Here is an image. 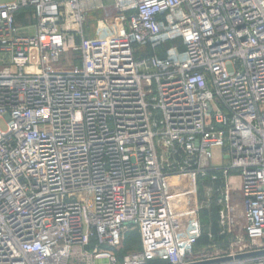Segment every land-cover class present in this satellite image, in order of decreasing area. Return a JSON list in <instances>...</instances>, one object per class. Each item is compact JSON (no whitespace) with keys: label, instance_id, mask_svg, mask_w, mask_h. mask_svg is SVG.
Here are the masks:
<instances>
[{"label":"built area","instance_id":"obj_1","mask_svg":"<svg viewBox=\"0 0 264 264\" xmlns=\"http://www.w3.org/2000/svg\"><path fill=\"white\" fill-rule=\"evenodd\" d=\"M1 119L0 264H264V0L0 4ZM170 162L222 180L227 233L241 200L240 238L178 231Z\"/></svg>","mask_w":264,"mask_h":264},{"label":"crops","instance_id":"obj_2","mask_svg":"<svg viewBox=\"0 0 264 264\" xmlns=\"http://www.w3.org/2000/svg\"><path fill=\"white\" fill-rule=\"evenodd\" d=\"M219 157L217 156L216 159ZM220 161V160H218ZM162 162V158H161ZM226 160H222L220 163L218 162L217 165L225 166L227 165ZM172 165V168L176 169V173L173 175L171 174H165L164 179V193L167 200V204L169 207L170 214L174 220L178 222V231H182L183 226L181 224V221L188 220L189 217L194 214L195 218L197 220V224L199 226V236L201 235V224L199 223V211L202 208V198L200 195V183L202 179L206 181V188L203 190L206 191V195H209L208 193L211 192L210 195H212V199H208V203H213L216 197L213 198L214 193L216 194L217 189L219 187H215L214 183L210 180L211 174H207L205 177H203L198 172H179L177 165H175L173 162H170ZM178 170V171H177ZM235 197H237L235 195ZM206 203L203 209H206L207 211L210 210L212 207L211 205ZM235 206L232 204V214L235 213ZM241 207V206H240ZM219 209V208H218ZM242 210V208H241ZM218 211V210H217ZM243 211V210H242ZM218 212H216L217 214ZM180 222V223H179ZM218 225V222H217ZM218 234H219V228H218ZM209 238L212 239V236L209 235ZM206 247H198L197 250L205 249Z\"/></svg>","mask_w":264,"mask_h":264},{"label":"rangeland","instance_id":"obj_3","mask_svg":"<svg viewBox=\"0 0 264 264\" xmlns=\"http://www.w3.org/2000/svg\"><path fill=\"white\" fill-rule=\"evenodd\" d=\"M12 1L13 0H0V4L9 3ZM100 17H101L100 13L96 12L94 14V17L91 18L92 24H90V27H88L86 30V33L88 36H93L95 34V32H94L95 31L94 30L95 22ZM27 23H31L29 19L28 20L25 19L24 21H18L17 25H18V27L21 28V27H24V25ZM0 129L3 131L6 130V124H5L3 119L0 120ZM212 153H213L214 159L219 154L218 150H213ZM162 164H163V162H162ZM163 166H164L163 171H162L163 174H168V175L172 174L173 175L174 173H176L175 168H167L166 165H163ZM221 181L222 180L218 181L217 183H214V186L219 187ZM204 188H206V181L204 179H202V181L200 183V195H201L202 201H203V199H204V201L202 202V208L199 211V220H198L199 223L201 224L200 225L201 226V235L204 233H208L209 228L211 226V218L204 215L203 210H206V209H203V207L205 206L206 203H208L207 202L208 199H212V195H210L211 192L208 193L209 195H206L207 192L203 190ZM214 197H216L215 193L213 195V198ZM213 201H214L213 203L210 202L208 204H209V206L211 205L212 207H214L216 212H217V210L219 208L218 203H217V199L215 198V200H213ZM232 204L236 205L235 206V213H234L235 228H234L233 232L227 233V231L224 230L218 223L217 226L219 228V236H221V239H219L218 242L215 239H210L212 242H210V244L206 248L215 247V248L224 249V248H227L231 242L236 241V236L240 238L239 233H241V228L244 224L243 217H242V210H241V208H242L241 200L238 197H233ZM216 221L218 222V215H216ZM136 250H138V243L136 241V236L131 230H128L124 236V240L122 242L121 247L118 250L117 255L121 257L125 253L133 252ZM69 264H73V263L70 261Z\"/></svg>","mask_w":264,"mask_h":264},{"label":"trees","instance_id":"obj_4","mask_svg":"<svg viewBox=\"0 0 264 264\" xmlns=\"http://www.w3.org/2000/svg\"><path fill=\"white\" fill-rule=\"evenodd\" d=\"M150 54H151V51H149V50H147L145 52V55H150ZM203 213L205 216H208L211 218V226L209 228L208 233H204L198 237V239L196 240V243H195V249H197L198 247H207L210 244V242H212L209 238V235H211L212 239H215L217 242L219 239H221V236H219V234H218V226H217V221H216V215L217 214H216L215 208L211 207L209 211L203 210ZM132 232L135 234L136 241L138 243L137 232L136 231H132ZM153 264H162V263L155 262Z\"/></svg>","mask_w":264,"mask_h":264},{"label":"water","instance_id":"obj_5","mask_svg":"<svg viewBox=\"0 0 264 264\" xmlns=\"http://www.w3.org/2000/svg\"><path fill=\"white\" fill-rule=\"evenodd\" d=\"M219 128V127H218Z\"/></svg>","mask_w":264,"mask_h":264}]
</instances>
